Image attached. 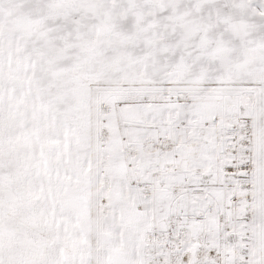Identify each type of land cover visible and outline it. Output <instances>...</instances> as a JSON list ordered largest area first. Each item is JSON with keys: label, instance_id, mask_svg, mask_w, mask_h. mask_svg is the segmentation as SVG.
Segmentation results:
<instances>
[{"label": "snow or ice", "instance_id": "obj_1", "mask_svg": "<svg viewBox=\"0 0 264 264\" xmlns=\"http://www.w3.org/2000/svg\"><path fill=\"white\" fill-rule=\"evenodd\" d=\"M0 264H264V0H0Z\"/></svg>", "mask_w": 264, "mask_h": 264}]
</instances>
